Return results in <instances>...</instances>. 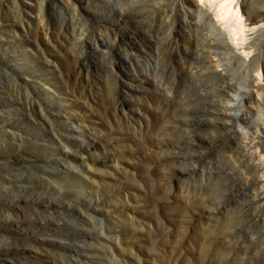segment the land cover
<instances>
[{
  "label": "rangeland",
  "instance_id": "1",
  "mask_svg": "<svg viewBox=\"0 0 264 264\" xmlns=\"http://www.w3.org/2000/svg\"><path fill=\"white\" fill-rule=\"evenodd\" d=\"M109 1L0 0V264H264V197L240 179L264 70L228 78L219 114L189 50L202 1Z\"/></svg>",
  "mask_w": 264,
  "mask_h": 264
},
{
  "label": "bare ground",
  "instance_id": "2",
  "mask_svg": "<svg viewBox=\"0 0 264 264\" xmlns=\"http://www.w3.org/2000/svg\"><path fill=\"white\" fill-rule=\"evenodd\" d=\"M110 1L109 4L115 5L114 0ZM161 1L163 0H131L129 4L133 7L141 6L143 9H154L158 2ZM201 1V5L196 4L199 12L196 21L192 22V25L197 31L196 36L198 37L192 38L194 45L189 50L195 56L201 58L203 66L200 70L203 73L214 74L216 78L220 79V83L216 88L218 98L214 101L217 106V112L225 115L232 109L227 99V91L232 88H237V84L239 83L233 81L234 78L232 81H227L228 78H232L238 71L250 72L244 77L245 85L260 82L258 76L256 77L251 72L256 71L257 75H259L260 71H262L261 69L264 70V61H261L262 49L258 46V50L254 51V54L251 55V51H246V48L249 49L253 45H260L258 31L260 30L259 26L261 23H264V12L256 10L250 13L251 11H249L248 21L245 23L240 19V12H242L240 8L242 9L243 7V0ZM183 7L182 5L181 8ZM249 7L252 9L251 5ZM189 10H192L191 4H188L185 10L186 14H188ZM29 19L28 17L27 20ZM194 28L192 29L194 30ZM247 30H250V34H254V36H249L246 32ZM238 49H243V54L239 53ZM250 93V89L246 90V92H243L242 88L237 89L240 102L243 101V95H249ZM260 105L261 101H258V106ZM242 119L245 120L246 117L242 116ZM242 138L245 140L242 142L244 151L241 150L240 152L243 151V156L248 159L245 166L242 167L241 165L243 164L240 165L242 167L241 171L239 170L241 173L240 179L245 184L253 183L255 185L253 196L262 200L264 197V153L259 155L256 153L262 143V136H258V141H255L246 131L242 134ZM71 165L72 163L68 166ZM181 171L184 172L185 170L181 169Z\"/></svg>",
  "mask_w": 264,
  "mask_h": 264
}]
</instances>
